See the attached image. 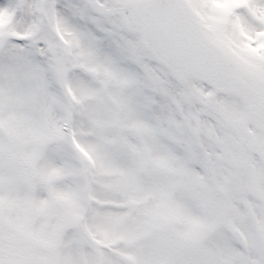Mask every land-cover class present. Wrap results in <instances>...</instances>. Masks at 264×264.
<instances>
[{
    "label": "snow or ice",
    "instance_id": "1",
    "mask_svg": "<svg viewBox=\"0 0 264 264\" xmlns=\"http://www.w3.org/2000/svg\"><path fill=\"white\" fill-rule=\"evenodd\" d=\"M0 264H264V0H0Z\"/></svg>",
    "mask_w": 264,
    "mask_h": 264
}]
</instances>
